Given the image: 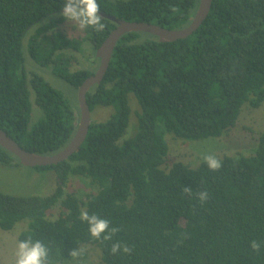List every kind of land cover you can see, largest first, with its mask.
Listing matches in <instances>:
<instances>
[{"label": "trees", "instance_id": "16d2710c", "mask_svg": "<svg viewBox=\"0 0 264 264\" xmlns=\"http://www.w3.org/2000/svg\"><path fill=\"white\" fill-rule=\"evenodd\" d=\"M97 2L100 12L167 29L188 26L199 4ZM63 3L0 0V129L38 155L55 154L68 144L79 109L77 113L60 92L31 73L34 65L27 70L24 49L34 63L50 66L78 89L96 72V49L117 25L104 17L103 31L80 29L61 15ZM70 27L82 35L69 34ZM141 33L146 34L132 31L119 37L101 82L85 94L91 114L98 106L112 107L111 114L105 120L91 119L85 140L68 159L34 166L54 171L56 185L49 194L0 191V228L10 230L27 220L19 241H42L51 264L72 258L73 250L94 246L101 251L99 261L82 263L264 264V127L250 152L223 154L216 171L204 159L194 168L181 160L168 165L164 137L165 132L184 140L219 137L235 126L243 104L261 106L264 0H212L206 18L183 39L161 41L152 34L139 38ZM31 90L42 111L33 124ZM130 93L140 107L135 110V132L125 137ZM15 161L20 163L0 146V163ZM72 178L92 190L65 192ZM185 187L192 189L190 194ZM200 191L209 193L206 202L199 201ZM57 203L61 211L50 218ZM82 211L109 220L120 231L111 240L92 238L80 219ZM253 240L261 244L259 252L252 250ZM116 242L126 244L131 253L111 254Z\"/></svg>", "mask_w": 264, "mask_h": 264}, {"label": "rangeland", "instance_id": "374dc122", "mask_svg": "<svg viewBox=\"0 0 264 264\" xmlns=\"http://www.w3.org/2000/svg\"><path fill=\"white\" fill-rule=\"evenodd\" d=\"M69 34L82 35L78 28H69ZM153 37L149 33H141L139 38ZM88 48V46H87ZM26 68L29 71L32 65L35 66L31 73L41 76L48 84L60 92L69 102V104L78 113L77 89L65 80L56 76L50 66H41L34 63L24 49ZM31 62H30V61ZM29 78V76H27ZM30 87V85H29ZM31 88V87H30ZM33 93V91L31 90ZM31 93V117L30 123L33 124L42 116V111L34 103V93ZM128 104L130 106L129 122L125 132V137L132 136L136 129V111L140 105L133 94L128 95ZM241 111L234 127L223 133L219 137H205L196 140H184L173 133L165 132L164 137L167 141L169 152L167 164L173 160H181L191 167H197L203 160L204 155H214L216 158L223 154H231L240 151L250 152L249 150L255 145L257 133L264 127V101L257 108L250 107L247 103L241 106ZM112 112L110 106H98L95 113L92 112V121L105 120ZM56 185V175L53 170L37 171L34 167L25 166L18 162L10 165L0 163V191L6 194L17 196L49 194ZM91 187L82 183L81 179L72 178L66 186L65 192L77 191L82 195L91 191ZM61 207L59 203L49 211V217L55 218ZM27 228V220H20L10 230L0 228V264H14L16 245L19 241V234ZM93 246V245H90ZM86 258L79 257L76 259L69 258L62 264H80L98 262L101 251L97 246L84 248ZM85 264V263H82Z\"/></svg>", "mask_w": 264, "mask_h": 264}, {"label": "water", "instance_id": "95a60500", "mask_svg": "<svg viewBox=\"0 0 264 264\" xmlns=\"http://www.w3.org/2000/svg\"><path fill=\"white\" fill-rule=\"evenodd\" d=\"M212 0H199L197 10L190 24L182 29H167L159 25L145 22H127L116 18L113 15L100 12L103 17L116 22V27L110 31L101 45L96 49L95 55L99 58V66L96 72L86 78L77 89V101L79 108L78 126L75 134L59 152L52 155H38L23 149L7 133L0 129V146L11 152L22 165L25 166H45L57 164L64 161L75 153L86 138L89 124L91 122V112L86 102L85 94L87 90L95 83H100L109 64V60L115 44L119 37L126 32L141 31L150 33L158 37L161 41H175L183 39L192 34L206 18Z\"/></svg>", "mask_w": 264, "mask_h": 264}, {"label": "clouds", "instance_id": "9594fccd", "mask_svg": "<svg viewBox=\"0 0 264 264\" xmlns=\"http://www.w3.org/2000/svg\"><path fill=\"white\" fill-rule=\"evenodd\" d=\"M61 15L68 22H74L80 29L92 28L96 32L103 31L105 24L103 16L100 13V5L97 0H64ZM204 162L208 168L216 171L222 166V162L214 155H204ZM186 193H191L192 189L185 187ZM200 202H206L209 193L200 191L197 193ZM80 219L88 225V231L92 238L100 240H111L113 235L120 231L119 228L110 227L109 220L101 218L96 214L89 215L87 211H82ZM251 248L255 252H259L261 244L255 240L251 242ZM130 254L132 249L126 244L120 242L113 243L110 248L111 254L118 252ZM84 250H73L70 256L73 259L82 257ZM14 264H51L49 258V248L40 240H32L31 238L20 240L17 242ZM82 264V262H81Z\"/></svg>", "mask_w": 264, "mask_h": 264}]
</instances>
